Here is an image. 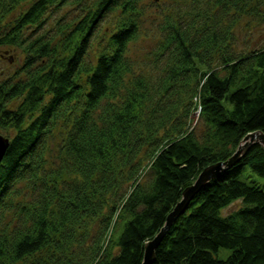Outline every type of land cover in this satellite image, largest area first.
<instances>
[{"label":"trees","instance_id":"trees-1","mask_svg":"<svg viewBox=\"0 0 264 264\" xmlns=\"http://www.w3.org/2000/svg\"><path fill=\"white\" fill-rule=\"evenodd\" d=\"M145 1L0 0V49L21 60L0 79V128L13 129L0 264H143L183 189L264 133V42L237 49L233 28L244 14L264 23V0L165 15L149 73L127 55ZM247 166L264 177V145L199 188L149 264H264V187L241 178Z\"/></svg>","mask_w":264,"mask_h":264},{"label":"rangeland","instance_id":"rangeland-1","mask_svg":"<svg viewBox=\"0 0 264 264\" xmlns=\"http://www.w3.org/2000/svg\"><path fill=\"white\" fill-rule=\"evenodd\" d=\"M177 2V3H176ZM191 3V0H146L145 4L143 5V14L140 21L139 26V32L137 35V38H134L133 41H131L128 46V52L127 55L131 56L133 59H135L134 65L135 69L137 71L143 70L146 73L151 72L152 70L157 69L156 63V54L159 47V42L161 40V33H163L161 30V27L165 23V15H169L173 17L175 13H178V9L180 7H183L185 3ZM78 10V6L75 7V9L71 10L70 12L62 11L60 12L57 10L55 13H57V16L61 15L62 13H74ZM162 12V13H160ZM118 18L117 14H113L110 17L109 22H103L102 29L108 31L110 27L112 26V22L116 21ZM228 24L231 23L230 18L227 19ZM234 35H235V48L237 49H247V48H253L261 41L264 42V23H260L257 19H254L252 16H249L247 14L242 15L237 22L234 23ZM262 42V43H263ZM98 45V38L94 40V43L91 48V54L89 57H93L96 53V49ZM13 50L10 49H0V79H2L5 74L12 71L14 68L17 67L16 62L21 61L19 59V55L17 53H14V58L11 59V61H8L6 58V55L13 54ZM199 112V109L198 111ZM197 113L195 112L194 115ZM193 124L196 123V119H193ZM0 133L11 136L13 135V129H3L0 128ZM56 137H60V135H56ZM56 140H53L50 142V158H53L55 153V145ZM241 178L250 182H256L260 184V186L264 187V177L261 175L256 174L253 172L250 168V166H247L241 175ZM240 202H235L230 208L239 205ZM230 208H228L230 210ZM97 222H94L93 229H95L97 226ZM124 224L120 223L119 228L122 227ZM229 249L222 247L218 251V256L221 258H225L229 251Z\"/></svg>","mask_w":264,"mask_h":264},{"label":"water","instance_id":"water-1","mask_svg":"<svg viewBox=\"0 0 264 264\" xmlns=\"http://www.w3.org/2000/svg\"><path fill=\"white\" fill-rule=\"evenodd\" d=\"M258 142L264 145V133L260 131L249 132L248 134L242 138L240 144H238L235 152L230 155L229 158L223 161H218L216 163H212L206 166L197 177V180L188 185L187 188L183 189L182 199L175 205L174 209L167 215V222L164 225L160 232L154 237V239L147 241L145 243V258L143 264H149L154 259L155 247L161 240L164 232L169 227V225L181 212L185 210L187 204L189 203V199H191L194 194L201 188L209 179L215 177L221 173L225 168L229 165H232L234 162L240 160V158L249 150V147L252 143ZM10 143V137L0 133V162L2 161L6 150L8 148V144Z\"/></svg>","mask_w":264,"mask_h":264}]
</instances>
